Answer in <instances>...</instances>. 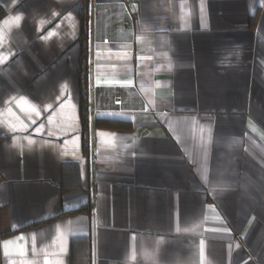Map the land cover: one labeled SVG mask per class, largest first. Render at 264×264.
Wrapping results in <instances>:
<instances>
[{"label": "crops", "instance_id": "1", "mask_svg": "<svg viewBox=\"0 0 264 264\" xmlns=\"http://www.w3.org/2000/svg\"><path fill=\"white\" fill-rule=\"evenodd\" d=\"M82 1L0 0V264H264V0Z\"/></svg>", "mask_w": 264, "mask_h": 264}, {"label": "trees", "instance_id": "2", "mask_svg": "<svg viewBox=\"0 0 264 264\" xmlns=\"http://www.w3.org/2000/svg\"><path fill=\"white\" fill-rule=\"evenodd\" d=\"M4 10L0 8V16L4 15ZM258 18V14H256L253 17V21H255ZM80 19H81V31L79 36V43L81 47L84 50V53L87 52V44H88V21H89V1L83 0L82 6L80 10ZM79 78L81 83V98H80V115H81V121L84 129V150L85 153H89V147H88V139H87V129H88V123H89V102L87 98V89H86V60L84 57V60L82 61V65L79 69ZM98 126H102L107 129H115L120 127L117 123L112 122H98Z\"/></svg>", "mask_w": 264, "mask_h": 264}, {"label": "built area", "instance_id": "3", "mask_svg": "<svg viewBox=\"0 0 264 264\" xmlns=\"http://www.w3.org/2000/svg\"><path fill=\"white\" fill-rule=\"evenodd\" d=\"M131 9H132V14H134V15L137 14L138 11H137L136 5L132 6Z\"/></svg>", "mask_w": 264, "mask_h": 264}]
</instances>
